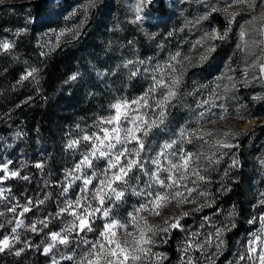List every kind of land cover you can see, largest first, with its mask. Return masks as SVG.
I'll use <instances>...</instances> for the list:
<instances>
[{
    "label": "trees",
    "instance_id": "1",
    "mask_svg": "<svg viewBox=\"0 0 264 264\" xmlns=\"http://www.w3.org/2000/svg\"><path fill=\"white\" fill-rule=\"evenodd\" d=\"M78 1L86 3L78 10L81 19L72 25V30L77 29L72 39L55 44L50 37L44 40L36 30L32 29L33 26L44 27L46 24L60 23L61 12L48 16L50 6H65ZM171 2V9L165 7L163 0H152L149 4V9L160 16L162 20L160 27L163 29L154 40L149 42L129 23V19L124 16L116 17L122 9L119 0H103L102 4H95L94 0H22L19 5L27 8L32 21L26 18L27 32L15 33L13 41H9L11 47L7 51H0V133L7 134L11 131L9 125L12 128L20 126L28 133L27 145L33 147L39 139L41 146L37 147L42 148L47 156L49 152L54 153L59 147L54 143L56 128L60 126L65 116L68 118L76 111L71 110L65 115V107L78 110L85 104H97L101 100H108L115 93L142 95L141 97L148 93L147 103L155 105L157 99H162L163 95H166L167 89L158 87L156 92L149 93L148 90L152 87L150 83L162 77L166 79L164 74L169 71L172 63L169 60L170 55L177 51L182 55H187L190 50L195 51L196 41L201 38L196 34V29L193 33L176 30L179 18L172 19L170 13L179 2L174 0ZM157 3L159 7L154 6ZM248 12L249 10L244 8L236 9L233 12L235 15L231 16L223 15L222 10L209 12L206 16L207 22L200 23L204 31H208L210 24L220 33L225 29L230 30L223 40L209 41L216 46L211 57L201 67L189 70L185 83L180 89V98H174L166 105L169 114L167 125L169 123L177 125L198 116L204 117L207 110L210 112L207 117L213 116L219 110L214 107L215 104L223 102L227 105L230 103L236 105L234 99H238L240 100L238 108L244 109L243 114L246 116H252L254 122L234 137H221L234 142L233 148L238 165L233 168L228 167L227 175L221 179L215 175L213 179L207 177L208 195L201 196L199 211L188 210V215H180L179 227H170L168 231L162 233L161 243L154 253V264H176L181 258L184 262L182 264H223L227 260L226 252L233 250L230 248L233 245L239 247L243 243L244 235L250 226L251 220L247 221V216L252 190L254 187L264 186V166L257 168L251 151L254 141L252 139L260 137L263 138L264 153V80L258 87L252 86V82L243 83L238 80V77L246 75L250 65L261 60L263 51L259 30L262 19L255 18V15L251 23H248L249 19L245 21L250 17ZM16 18H19V13L15 14L0 5V35L4 34L2 28L11 25ZM155 26L154 23L151 27L155 29ZM117 27L123 31H110ZM169 32H172V35H168ZM134 38L136 51H133V43H130ZM21 54L28 63V72L32 69L36 71L27 79L17 78L19 81H16L19 68L16 60ZM125 59L136 61L130 66L131 68L135 64L136 66L141 64L139 69L145 70L142 69L144 71L141 75L138 73L132 77L130 71L125 68L118 69L115 76L103 78L93 73L94 68H105L108 72H112L116 65ZM89 67L90 74L87 72ZM146 70L152 73V79L148 77L150 73ZM219 70L222 71L217 74ZM74 73H79L75 81L71 79ZM85 73L90 76L83 82L85 85L83 92L77 87ZM225 73L236 76V87L230 88L227 92L218 90L217 93L219 95L224 93L225 96L230 97L222 96V99L211 100L208 96L204 97L213 89V87L209 88L208 80L214 76V80L219 83ZM89 92L95 94L89 97ZM197 97H200V101L202 97H204L203 101L209 100L208 103H203L205 105L203 111L198 114L193 106ZM14 148L9 150L0 141V154L2 151L9 160ZM54 159L52 158L50 163ZM36 162V159L32 158L27 162L31 174L29 180L12 178L10 175L3 176L0 167V188L10 189L6 203L0 204V211L7 209L9 218L15 215L16 219L24 218L26 223H31L38 214L44 217L49 212L58 211L53 183L47 187L43 184L45 176L50 172L59 174L58 170L49 166L50 168H45L42 174L36 167ZM19 174L24 176L29 173L19 169ZM255 179H258V184L255 183ZM46 191L53 193V198L46 205H37L27 213H23L22 207H16L15 213L9 211L13 205H25L29 200L35 202L37 196L43 198ZM38 209L42 211L38 212ZM57 220L50 223L43 232L28 233L30 246L19 257L14 251L10 254L9 248L0 251V264L19 262L41 264L47 256L42 248L34 250L31 245L38 244L45 233L55 230ZM10 233L11 226H6L0 229V238ZM188 234L193 235L189 245L185 241ZM21 247L20 244L14 245L15 249ZM213 250L215 252L211 254ZM182 251H185L182 254L186 255L180 256Z\"/></svg>",
    "mask_w": 264,
    "mask_h": 264
},
{
    "label": "clouds",
    "instance_id": "2",
    "mask_svg": "<svg viewBox=\"0 0 264 264\" xmlns=\"http://www.w3.org/2000/svg\"><path fill=\"white\" fill-rule=\"evenodd\" d=\"M164 5L167 9L172 8L171 0H163ZM183 2V0H181ZM95 4H102L103 0H94ZM152 0H133V3L129 6V11L131 16L129 23H131L138 33H140L149 42L155 39L157 35L163 30L160 27L162 20L159 18L158 13H153L151 15L146 14L150 12L149 4ZM238 5H246L249 11H252L255 6V0H243L242 3ZM159 7L157 3L154 5ZM225 12V9H223ZM228 12V9H227ZM183 15V13H181ZM204 17H201L203 19ZM258 19H264V3L259 6L258 14L255 16ZM155 23V29L151 26ZM248 23H251L249 21ZM83 21L81 22V25ZM231 24V20H229ZM215 30L220 33L217 29H212L211 31H206L205 36L200 40L196 41L195 51L190 50L187 55H182L181 52L177 51L170 55L169 60L172 62L169 71L164 74L167 78L168 83L164 82V79L156 80L157 87L149 88L148 92H156L158 87H163L167 89L166 95H163L162 99H157L155 101L156 108L158 111L154 113H148L145 110V114L141 115L132 120L134 127H126L121 121L116 124L112 129H118L114 131L111 137L103 148L92 147L95 145L97 137V132L92 131L90 134L85 135V129L76 125L79 132V138H75L71 135L66 136L63 146L67 150L74 152H79L83 157L82 161L75 163L71 168H64V178L59 182L61 187L60 196H67L76 181H83L80 193L76 196L75 200L71 198H66L63 204H58V211L55 213L49 212L47 216L41 217L39 214L33 218L31 223H26L24 218L16 219L15 215L12 218L7 216V209L0 211V229L6 226H11V233L6 237L9 239V252H15V255L19 257L30 246V237L28 233H40L43 232L45 228H48L49 224L54 220L61 217L62 213H67V219H61V227L59 230L51 231L50 234L45 233L38 244H32L31 247L36 250L39 248L43 249L45 255H51L50 264H61L62 261H69L71 264H84L85 257H90L93 252L91 247L95 241L99 239L100 233L104 231V226L106 224L112 226V230L117 233L116 239L127 247H134L132 244L133 236H138L139 231H144L145 233H151L150 242H154V237L160 233L165 232L168 225L165 223L166 219H171L177 216L176 209L180 208L181 203H179V197H175L173 194L177 189V185L169 186L168 175L173 170V164L180 163L181 156H190L191 165L187 173L182 172L179 168L175 169L176 179L181 176L185 178L180 181L186 182L190 175L198 173L195 175L197 181H202L200 177L203 175L197 169L207 172L213 163H218L216 152L220 151L217 145H223L227 140L214 139L207 142L206 144H199L198 141L203 140L204 137L210 136L211 133L203 128L200 124L201 117L195 118V128H189L187 126V121L181 124L178 128V135L173 138L165 139L163 141L149 140L153 135L155 129H160L161 132L165 131L167 126V121L169 114L166 111V105L168 102L172 101L174 98L179 99L181 96L180 89L185 83V77L187 73L192 68L201 67L205 61H207L212 53L215 51L216 46L210 44L211 41L210 33ZM230 29H225L223 33L224 38ZM110 31H123L119 27L110 29ZM168 35H172L169 32ZM223 38V39H224ZM221 39V40H223ZM199 42V43H198ZM133 43V51L135 48V38L130 41ZM264 43V41H261ZM202 49V50H201ZM179 53V56L176 54ZM176 57L173 59V57ZM133 61L130 59H125L116 65V68L112 72L106 70H97V75L100 78L104 76H115L116 72L120 68L128 69L131 72V65ZM159 67V66H158ZM134 74V73H133ZM79 73H74L71 79L75 81ZM72 77H75L74 79ZM178 81V83L176 82ZM231 85V82H230ZM109 87H112L109 85ZM169 88L175 91V95H169ZM95 93L89 92L88 95L91 97ZM167 97V100H165ZM143 99L139 101L133 100L132 103L137 107L141 106V103H146L148 101V93H145ZM126 97L116 96L115 101H110L107 103V108L112 109V105L117 102L124 103ZM114 115H106L103 117L97 116L96 121L93 123L92 127L97 130H101L105 127L106 123H101V121L107 122L112 119ZM145 116L147 118H145ZM155 117V118H154ZM139 121L138 123L136 121ZM215 123V122H214ZM11 131L7 134L0 133V141L3 142L7 149H12L20 141L27 143L28 133L24 131L20 126L12 128L9 125ZM137 133H141L138 137ZM219 135V132L217 133ZM225 135V133H224ZM233 135H238V133H233ZM89 137L92 141V146L90 150L81 151L79 145L83 144L86 140L84 137ZM10 137V142H9ZM88 141V140H87ZM130 141H136V146L129 147ZM36 144L38 147L41 146V141L37 139ZM151 145V147H149ZM179 145V148L176 146ZM185 145H197V148L193 152L185 151ZM25 151L22 147L21 152ZM179 152L178 161L172 159V157L177 156ZM150 153V154H149ZM43 154V153H42ZM121 157L124 158L121 162ZM53 158V153L49 152L44 158V162L39 167V171L43 174L45 168L49 167V163ZM106 160L107 163L103 168L96 167L93 160L100 161ZM162 161H166L162 166ZM7 165V163H5ZM150 166H155L154 170H149ZM28 165L22 162L20 165V170L27 169ZM92 169L91 174L88 175L87 170ZM113 169H118V171L113 172ZM120 169H124L121 173ZM139 170L143 173L145 181L143 186L140 185V177H133V170ZM8 171V168H6ZM19 173V170L16 171ZM162 173H167V176L161 175ZM51 175L54 173H49L48 176L43 178V184L45 187L55 183L51 180ZM119 175L120 179H115V176ZM31 174H26L24 176H18L20 180H29ZM98 180V184L95 188H90L89 185L93 180ZM159 181V182H158ZM179 183V184H180ZM156 186L165 191L161 192L157 190ZM172 189H177L175 191H170ZM186 191L191 192L192 189H186ZM182 193L181 191H179ZM10 194V189L5 190L0 188V204H5L7 201V196ZM156 195H167L172 197V202L168 204L170 216L162 214L157 216L153 211H150L151 203L150 201L155 198ZM184 195V194H183ZM208 191H202L197 193L196 198L189 201L190 203L197 205L191 211H199L200 205L198 201L201 196H207ZM129 197L139 200V203L132 202L129 206ZM151 197V199H149ZM185 197V195H184ZM53 198V193L51 191H46L43 198L37 196L35 202L29 200L25 205H13L12 211L15 213L16 207H22L23 213L29 212L33 207L37 205H46V203ZM186 198V197H185ZM15 199V197H13ZM173 202H175L173 204ZM207 206V205H204ZM73 209H76L73 211ZM42 209H38V212ZM90 213V215H89ZM99 213V216L97 215ZM184 212H181V214ZM159 217V220L156 219ZM87 218L89 224L86 228L82 229L80 227V219ZM100 220L103 227L96 228L93 227V222ZM39 226V227H38ZM131 227V231H129ZM150 229V230H149ZM85 233L80 235V233ZM98 232V238L89 239L88 233ZM76 233V235H73ZM61 239H65V243H60ZM20 244L21 248L15 249L14 245ZM47 249V251H45ZM20 252L17 255V252ZM30 264V262H26Z\"/></svg>",
    "mask_w": 264,
    "mask_h": 264
},
{
    "label": "rangeland",
    "instance_id": "3",
    "mask_svg": "<svg viewBox=\"0 0 264 264\" xmlns=\"http://www.w3.org/2000/svg\"><path fill=\"white\" fill-rule=\"evenodd\" d=\"M122 9L121 12H118L116 14V17L119 16H124L126 19H130L131 12L129 11V6L133 3V0H119ZM179 2V4H175V7L171 11L170 15L172 19H178V23L176 25V30H184L185 33H193V30L196 29V34L199 35V37H204L205 32L204 29H202V26L200 23L203 24L207 22L209 12L211 10H219L223 11V9L227 8L228 12L223 11V15L230 16L229 13H233L236 11V9L244 8L245 10L247 9L246 5H238V4H232V0H174ZM20 2L22 0H0V5H3L9 9V11H13V13H19V18H16L11 25H5L2 28L3 35H0V45H2L4 42L9 43V41H13L12 39L14 38L15 33H20V32H27V23H26V18L31 22V18L29 15V12L25 6H20ZM85 1H78L72 4H67L65 6H57V5H52L50 6V11L48 16H52L56 14L57 12H61V20L60 23L57 25H51V24H46L44 27L39 26H33L32 29L36 30L38 35L40 34L44 40H47L49 37L52 39L53 43H58V42H64L72 39L77 31V29L72 30V25H74L76 22H78L81 18L78 13V10H80L82 6H85ZM261 3H264V0H255V6L254 10L249 11V15L247 18L251 21L252 18L258 14L259 11V6ZM231 5V6H229ZM116 11V10H115ZM114 11V12H115ZM155 12L150 10V12H146V14L151 15ZM183 13V15H181ZM105 14H103L104 16ZM102 16V17H103ZM201 17H204L201 19ZM160 18V16H159ZM195 25V28L193 29V26ZM214 29L213 25H209L208 31H211ZM260 35L262 37V41H264V19L261 20L260 22ZM61 32H64V35L60 37L59 39L57 38ZM253 34V32H251ZM200 38V39H201ZM0 51H7V49H4L2 46H0ZM133 61V60H132ZM135 61V60H134ZM133 63H136V61ZM18 68V76L16 75L15 80L17 81L22 80L21 77L26 75L27 72L29 71L28 63H26V60H24L23 54H21L20 58L16 60ZM264 65V43H263V51L261 54V60L258 63H255L253 65H250L247 69L248 71L246 72V75L243 77H238L239 82L243 83H249L252 82V86L258 87L261 85L262 81L264 80V73L260 71V66ZM141 67V64L139 66H135L131 68L130 76H136L138 73L141 75L142 71H144V68L139 69ZM243 68V67H242ZM144 69V70H142ZM97 70H106L105 68L93 69V73L96 74ZM243 70V69H242ZM107 71V70H106ZM147 71V70H146ZM222 70H219L217 74H219ZM87 72H91V68L89 67ZM150 73L148 77L150 79L153 78L152 73L150 71H147ZM134 73V74H133ZM244 74V73H243ZM160 75V74H159ZM90 75L88 73H85L83 76V79L81 80L80 84L78 85L77 88L82 89L84 92V80ZM227 77H231V83L236 84L235 77L232 76L231 73H225L222 77L219 83H217L214 80V76L211 77L208 80V85L209 88L213 89L209 92L208 95H205L204 97L211 99H222V96H225L223 94H218V90L220 91H225L223 87L217 88V84L220 85H225L228 84L230 85V81L227 79ZM18 78V79H17ZM160 78V77H159ZM163 78V77H162ZM242 79V80H241ZM18 80V81H19ZM164 82L168 83L167 78H164ZM147 86V85H146ZM150 86L152 87H157L156 82L150 83ZM231 87H229L230 89ZM164 89V88H163ZM251 94L253 93L252 91L250 92ZM116 96H124L126 97V101L124 102L127 105V108L124 110L126 112V115L121 116L118 122H115L113 124H106L105 127L108 128L109 130L115 126L116 124H119L121 121L123 122V125L126 127H134L135 125L132 123V120L145 114V110H147L148 113H154L158 111L156 108V105H151L149 103H141L140 107H137L135 104L132 103L133 100L139 101L141 99L140 95H135V94H122V93H115L113 97L104 100H101L97 104H92L88 103L87 105H83L82 108L80 109H72V108H67L65 107V115L71 110H76L73 112L72 116H68V118L63 119V121L60 123V126L56 128L54 133V143L58 147L56 151L53 153V158L54 161L49 163V166L56 167L58 170L59 174H54L51 175V180L54 181V193L56 195L57 199V204H63V201L66 198H71L75 200L76 196L80 193V189L82 186L83 181H76V184L70 188L69 193L67 196H60V191L61 187L59 182L64 178V172L63 169L68 167L71 168L75 163H79L82 161L83 157L79 154V152H74L71 150H67L63 146V142L65 141L66 136L71 135L75 138H79V132L76 128V125H80V127H83L85 129V135L90 134L92 131L97 132V137H103L104 132L102 130H97L92 127L93 123L96 121L97 116L103 117L106 115H116V110L115 109H108L107 108V103L110 101H115ZM201 98V101L199 100L200 97H197L193 106L196 110V113H200L203 111V108L205 105H203L204 101L203 98ZM226 98H229L230 96H225ZM205 100V101H209ZM236 105L231 104L227 105L226 103H218L215 104V108L219 109L213 116H209V111L207 110V114L204 117H201L200 119V124L203 128H206L211 135L204 137L203 140L198 141L199 144H206L209 141H212L214 139H222V140H227L228 143L231 145V147H224L223 145H217L216 147L220 148L219 152H216L215 155L217 157L218 163H213L212 166L209 168L207 172H203L200 169H197L201 175L204 176V179L202 181H197L195 178V175H190L188 180L186 182H182L177 185V189L181 191L186 199L188 201L193 200L196 198L197 193L205 191L208 188V183L209 179H213V176L215 177L219 176L220 179L222 177H225L228 172V167L233 168L238 165L235 164L233 165V160L238 161L236 155H235V148L234 147V142L231 139L228 138H221L224 135V133H229V137H234L233 133H238L239 131H243L244 129H247L252 125L254 122V119L252 116H246V114H243L244 109L238 108V105L240 104V100L234 99ZM206 104V103H204ZM224 115V119H220V115ZM242 117V118H241ZM145 118H147L145 116ZM155 118V117H154ZM262 120V119H261ZM259 120V121H261ZM137 123L139 122L138 120L136 121ZM215 122V123H214ZM185 122L178 123L177 125H172L168 124L166 126L165 131L161 132L160 129H155L153 135L149 138V140H158L163 141L165 139L173 138L176 135H178V128L181 124H184ZM187 126L189 128H195V118L192 119L191 121H188ZM219 132V135L217 133ZM141 133H137V136L139 137ZM10 140V138H9ZM111 140V139H110ZM252 140H254L252 143L251 151H252V159L255 161L257 168H261L264 166V153L262 152V145H263V138L260 137H254ZM108 141H105L104 144H106ZM29 142L25 144V142L22 140L19 143L15 145V148L13 149V155L11 157V160L7 158L6 155H4L1 151L0 154V166L5 165L7 163V168L8 171L7 173L2 169V175L3 176H8L12 171H18L20 169V165L22 162L27 163L31 158L36 159V163H43L44 158L46 154L44 153V150L42 148H38L37 144L33 147L28 146ZM103 145H99L100 148L104 147ZM137 142L136 141H130L129 147L136 146ZM4 145V144H3ZM251 145V144H250ZM92 146V141L88 140L85 141L83 144L79 145V148L81 151H86L90 150ZM24 148L25 151L21 152V148ZM151 147V145H149ZM179 148V145L176 146ZM264 147V146H263ZM197 148V145H185V151L187 152H193ZM43 153V154H42ZM150 154V153H149ZM179 157V152H177L176 157H172L173 160L178 161ZM121 162H123L124 158L121 157ZM93 163L96 167L103 168L107 161L106 160H100V161H95L93 160ZM166 161H162V166L165 164ZM48 167L47 169H49ZM155 166H150L149 170H154ZM23 171H27L30 173V169H25ZM92 169H88L87 173L88 175L91 174ZM113 172L118 171V169H113ZM32 173V172H31ZM133 177L139 176L140 177V185L143 186L145 177L143 173H141L139 170L134 169L132 173ZM161 175L167 176V173H162ZM209 179H208V178ZM255 183L258 184L259 181L258 179H255ZM98 184V180H93L92 183L89 185L90 188H95L96 185ZM158 191H165L164 189L160 188V186H156ZM260 188H253L252 190V199L250 201V210H249V215L247 216V221H250V226L247 230V232L244 235L243 238V243L237 247V245H233L230 247L233 250H229L226 252L227 255V260L223 264H260V253L262 250H264V225L261 223V217H264V186H259ZM177 189H172L170 191H175ZM186 189H192L191 192L186 191ZM201 198V197H200ZM129 206L132 202L139 203V200H136L135 198L129 197ZM151 199V197H149ZM252 201H254L252 203ZM175 202H173L174 204ZM200 203V200L198 201V204ZM197 205H194L190 202H187L183 205L180 206V208L176 209L177 216H180L181 212H187L190 209H193ZM253 207V209L251 208ZM76 209H73L75 211ZM164 214L170 216L171 213L169 212V209L166 208L164 210ZM99 216V213H97ZM68 214L67 213H62L61 217L58 218L57 220V228L52 231L59 230L61 227V219H67ZM157 220H159V217H156ZM93 227L96 228H101L103 227V224L100 220H96L93 222ZM170 228V227H169ZM168 228V229H169ZM129 231H131V227H129ZM162 233H158L154 237V242L147 243L143 245V247L146 249L144 253H137L140 256V259L138 261H129L128 264H154V253L156 252L155 250L157 249L158 245L161 243V238H162ZM50 234V232L48 233ZM85 233L81 232L80 235H84ZM8 234L2 236L0 240H2L4 237H6ZM73 235H76V233H73ZM88 238L89 239H96L98 238V232L96 233H88ZM148 236H151V233L147 234ZM193 237L192 234H188L187 237L185 238V241L187 244H190V239ZM216 237V236H215ZM131 249V247H128ZM250 249H254V251H250ZM185 251H182L180 256H184L186 254H182ZM215 250L211 251V254H213ZM47 257L42 260L41 264H50L51 261V255H46ZM178 263L176 264H182L183 258L177 261ZM18 264H22L19 262ZM61 264H71L69 261H62Z\"/></svg>",
    "mask_w": 264,
    "mask_h": 264
},
{
    "label": "snow or ice",
    "instance_id": "4",
    "mask_svg": "<svg viewBox=\"0 0 264 264\" xmlns=\"http://www.w3.org/2000/svg\"><path fill=\"white\" fill-rule=\"evenodd\" d=\"M243 0H232V4H240ZM231 6V5H229ZM225 12L227 13V8H225ZM229 15H235V13H229ZM226 34V33H225ZM225 34H221L213 30L210 33L211 39H223ZM64 35V32H61L58 39ZM241 35H244V33H241ZM199 43V42H198ZM4 49H8L11 47V45L7 42H4L2 45ZM179 56V53L176 54ZM176 57L174 56L173 59ZM35 69H32L30 72L27 73V75L22 76L21 79H27L29 76H32L35 73ZM260 71L264 73V65L260 66ZM73 79L75 77H72ZM219 79V78H218ZM227 79L231 82V77H227ZM178 83V81H176ZM223 87L225 92L229 90V87L235 88V83H231V85L225 84L220 85L217 84V88ZM169 95L174 96L175 91L171 88H169ZM143 99V98H141ZM165 100H167V97H165ZM204 103H208V101H204ZM112 108L116 110V115L112 117L111 120L104 122L101 121V123L106 124H113L115 122H118L121 116L126 115V112L124 111L127 108V105L125 103L117 102L116 104L112 105ZM224 115H220V119H224ZM242 118V117H241ZM104 132L103 137H95L96 144L92 147H97L99 145H103L105 141H109L112 137V134L114 131H117L118 129H108L106 127L101 129ZM229 135V133H225V136ZM84 139L87 141L90 138L84 137ZM224 147H231V145L227 142L223 144ZM238 161L233 160V165L237 164ZM191 165V157L190 156H181L180 157V163L173 164L172 171L168 175V182L169 186L179 184L181 180H183L185 177L181 176L179 179H176V172L175 169L179 168L182 172L187 173L189 171ZM2 169L7 173L6 168L7 165L0 166ZM37 168L41 167L40 164L36 165ZM121 173L124 171V169H120ZM20 174L16 171H12L10 173V176L12 178L18 177ZM194 175H198V173H194ZM115 179L119 180L120 176H115ZM200 179H204L203 177H200ZM159 182V181H158ZM175 197H179V203L185 204L189 202L183 195V193H180L179 191H176L173 194ZM172 202V197H169L167 195H156L153 200L150 201L151 208L150 211H153L157 216L164 214V210L168 207V204ZM264 203V201H262ZM16 210V209H15ZM9 211H14V209H9ZM189 213L184 212L180 214L181 216H186ZM90 215V213H89ZM179 220L180 216L172 217L171 219H166L165 223L168 225V228H176L179 227ZM261 223L264 225V217H261ZM89 224V220L87 218L80 219V227L82 229L86 228ZM168 228L165 229V231H168ZM150 230V229H149ZM117 233L112 230V226L106 224L104 226V231L100 233L99 239L95 241V243L91 246L93 248L92 255L90 257H85L84 264H128L129 261H138L140 259V256L137 253H144L146 249L143 247V245L150 243V238L144 231H139L138 236L134 235L132 239V244L134 247L129 249L125 244H122L120 241H118L116 237ZM219 235V232L217 233ZM65 239H61L60 243H65ZM9 239L7 237H4L2 240H0V251H3L5 248L9 247ZM47 251V249H45ZM250 251H254V249H250ZM17 255L20 254L18 251L16 253ZM260 264H264V250L260 253Z\"/></svg>",
    "mask_w": 264,
    "mask_h": 264
}]
</instances>
